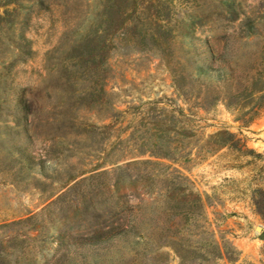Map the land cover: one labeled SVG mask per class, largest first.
<instances>
[{
	"label": "rangeland",
	"instance_id": "374dc122",
	"mask_svg": "<svg viewBox=\"0 0 264 264\" xmlns=\"http://www.w3.org/2000/svg\"><path fill=\"white\" fill-rule=\"evenodd\" d=\"M229 3L264 23V0H0V264L128 263L130 242L84 241L118 195L148 217L201 203L186 264H264V107L244 121L174 80L180 60L216 80L205 19ZM144 161L166 177L108 192Z\"/></svg>",
	"mask_w": 264,
	"mask_h": 264
},
{
	"label": "trees",
	"instance_id": "16d2710c",
	"mask_svg": "<svg viewBox=\"0 0 264 264\" xmlns=\"http://www.w3.org/2000/svg\"><path fill=\"white\" fill-rule=\"evenodd\" d=\"M233 4V7L227 4L225 10L210 9L205 19L210 32H220L219 37L212 39L208 45L207 69L217 75L216 80L212 84L188 85L183 60L177 61L174 80L186 100L204 108L222 104L228 111L240 113L241 120L246 121L264 107V43L261 41L264 38V23L255 24V19L246 13H242L239 20ZM245 37L253 40L243 44ZM22 101L27 104L26 100ZM166 173L167 168L161 164L134 162L114 176L107 190L117 193L122 184L136 185L149 180L150 175L166 177ZM168 175H171V182L174 181L172 174ZM168 187L174 188L171 184L165 186V190ZM115 199L117 201L108 213L109 219L88 231L84 239L86 243L103 240L130 242L131 255L126 264H160V250L165 246L174 250L182 264L192 257L191 251L195 249L192 235L198 231L186 228V225L192 223L193 227H198L197 221L202 211L199 201L192 206L181 207L165 203L155 217H148L139 205L130 204L132 200H138L133 195H118ZM104 215L98 218L103 220ZM177 219L180 221L179 228L175 223ZM200 259L204 260L203 257Z\"/></svg>",
	"mask_w": 264,
	"mask_h": 264
}]
</instances>
